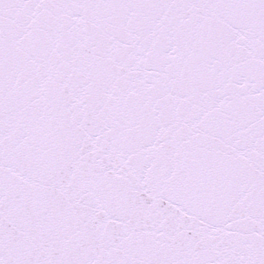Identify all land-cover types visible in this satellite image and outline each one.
<instances>
[{"label":"snow or ice","instance_id":"1","mask_svg":"<svg viewBox=\"0 0 264 264\" xmlns=\"http://www.w3.org/2000/svg\"><path fill=\"white\" fill-rule=\"evenodd\" d=\"M0 264H264V0H0Z\"/></svg>","mask_w":264,"mask_h":264}]
</instances>
